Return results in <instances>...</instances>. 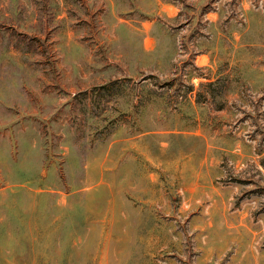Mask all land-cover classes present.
<instances>
[{"label": "rangeland", "instance_id": "1", "mask_svg": "<svg viewBox=\"0 0 264 264\" xmlns=\"http://www.w3.org/2000/svg\"><path fill=\"white\" fill-rule=\"evenodd\" d=\"M0 264H264V0H0Z\"/></svg>", "mask_w": 264, "mask_h": 264}]
</instances>
